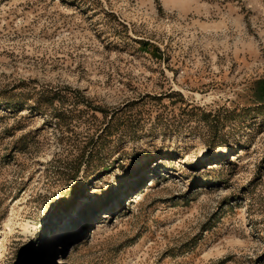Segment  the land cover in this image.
I'll return each instance as SVG.
<instances>
[{"label":"rangeland","instance_id":"1","mask_svg":"<svg viewBox=\"0 0 264 264\" xmlns=\"http://www.w3.org/2000/svg\"><path fill=\"white\" fill-rule=\"evenodd\" d=\"M264 0H0V264H264Z\"/></svg>","mask_w":264,"mask_h":264},{"label":"trees","instance_id":"2","mask_svg":"<svg viewBox=\"0 0 264 264\" xmlns=\"http://www.w3.org/2000/svg\"><path fill=\"white\" fill-rule=\"evenodd\" d=\"M264 91V85L261 87ZM259 94L263 95L264 93H262V91L259 89Z\"/></svg>","mask_w":264,"mask_h":264}]
</instances>
